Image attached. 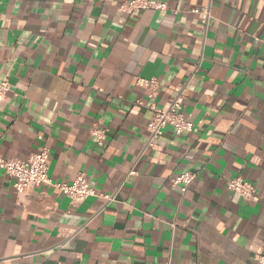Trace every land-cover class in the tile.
<instances>
[{
    "label": "crops",
    "instance_id": "1",
    "mask_svg": "<svg viewBox=\"0 0 264 264\" xmlns=\"http://www.w3.org/2000/svg\"><path fill=\"white\" fill-rule=\"evenodd\" d=\"M125 1L0 0V156L47 147L51 180L17 195L0 169V264H258L264 0H150L166 9L132 15ZM139 77L157 79L153 98ZM176 95L192 128L143 149L150 105ZM79 173L95 194L72 203L56 184ZM235 176L257 200L226 187Z\"/></svg>",
    "mask_w": 264,
    "mask_h": 264
},
{
    "label": "built area",
    "instance_id": "2",
    "mask_svg": "<svg viewBox=\"0 0 264 264\" xmlns=\"http://www.w3.org/2000/svg\"><path fill=\"white\" fill-rule=\"evenodd\" d=\"M147 8L164 10L166 9V4L164 2H151L150 0H127L119 5L120 10L130 15ZM192 12L207 14V11L199 10L198 8H193ZM136 84L142 87L145 96L151 99L154 96L158 81L154 77H139L136 79ZM8 90V81L6 79L0 80V103L5 98ZM150 107L153 110V117L146 126L147 137L143 149L152 146L155 140L163 133L164 128L168 125L173 126L177 133L192 128V123L184 118L178 95L170 98L165 108H159L153 103ZM91 133L95 136V140L98 144H104L105 129L94 127L91 129ZM49 154V148L41 147L38 151L31 153L26 159L0 156L1 173L12 179V186L17 195L24 194L28 189L34 186L51 183L48 175L50 163ZM194 178V172L186 171L173 178L172 183L179 184L182 192H185ZM56 187H58L72 203L81 202L88 196L95 194L93 187L82 173H79L71 183L61 182L56 184ZM226 187L229 190L237 192L245 200L253 201L258 199V190L256 186L242 176H235L226 180ZM104 197L107 200H111L114 196L106 195ZM258 264H264V254L258 257Z\"/></svg>",
    "mask_w": 264,
    "mask_h": 264
}]
</instances>
